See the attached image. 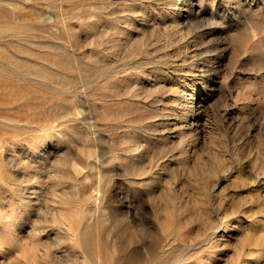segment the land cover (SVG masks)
Instances as JSON below:
<instances>
[{
    "label": "rangeland",
    "instance_id": "1",
    "mask_svg": "<svg viewBox=\"0 0 264 264\" xmlns=\"http://www.w3.org/2000/svg\"><path fill=\"white\" fill-rule=\"evenodd\" d=\"M0 264H264V0H0Z\"/></svg>",
    "mask_w": 264,
    "mask_h": 264
}]
</instances>
